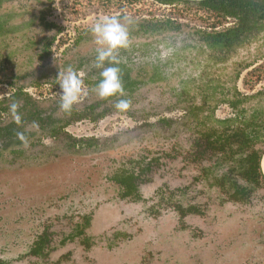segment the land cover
<instances>
[{
    "label": "rangeland",
    "instance_id": "1",
    "mask_svg": "<svg viewBox=\"0 0 264 264\" xmlns=\"http://www.w3.org/2000/svg\"><path fill=\"white\" fill-rule=\"evenodd\" d=\"M111 16L122 23L127 16L128 29L146 19L182 27L162 35H129L128 47L116 54L134 78L141 75L148 80L154 70L164 77L141 85L125 113L116 111L115 99L100 100L89 83L100 77L90 29L97 20ZM0 18L9 31L0 35V111L4 113L0 127L16 123V130L24 135L20 145L5 148L0 141V260L55 264L69 253V263L64 264H264V186L250 189L245 202L232 198L234 190H222L231 184L220 180L234 158L226 155L225 160L222 153L211 151L197 158L206 146L196 145L204 126L190 113L193 105L200 106L208 97L203 117H210L214 109L216 120H231L234 127L246 129L253 125L250 130L259 136L254 148L264 152V128L258 118L264 119V34L216 64L214 54L202 51L195 31L224 29L233 20L216 19L197 5L15 0L0 7ZM69 66L85 72L82 94L73 108L96 109L51 139L54 125L61 126L57 121L69 120L59 107L57 80L59 71ZM20 89L32 93L35 100L13 97ZM244 98L238 108L229 103ZM14 102L19 104V120L10 111ZM105 109L109 112L102 119L91 122ZM207 123L206 127L219 126L211 119ZM74 139L96 144L89 147L85 142L74 149ZM143 154L163 157L164 164L142 187L144 203L121 201L106 175L115 161ZM162 187L183 190L182 203H194L204 215L182 224L167 201L154 208ZM86 215L93 216L87 231L92 249L87 251L81 239L61 246L63 237L73 233ZM46 227L55 251L48 260L26 257Z\"/></svg>",
    "mask_w": 264,
    "mask_h": 264
},
{
    "label": "trees",
    "instance_id": "2",
    "mask_svg": "<svg viewBox=\"0 0 264 264\" xmlns=\"http://www.w3.org/2000/svg\"><path fill=\"white\" fill-rule=\"evenodd\" d=\"M15 0H0V7L4 3H8ZM21 1V0H20ZM161 5H175L178 3H184L186 5H197L200 7L201 10H204L210 14H212L216 19L219 20H227V18H232L236 20V24L226 30L223 33H209V32H199L200 35V45L203 49L204 53L211 52L216 57V64L220 62H224L225 58L230 55L235 54L240 48H244L245 46L251 44V42L257 38L260 34L264 33V0H203V1H194V2H183V1H171V0H154ZM0 18V35L6 34L7 29L4 26V22L1 21ZM54 25H48L47 27H53ZM215 28V27H214ZM181 29V25L174 23L172 21H164V20H157V19H146L141 21H136L131 25L128 29L130 36H147V35H162L165 32L169 31H179ZM53 44V40L49 43V47ZM121 68V80L123 83L124 88V95L113 97L111 99H115V103L118 99H128L135 94L137 89L141 85L146 83H158L164 80V77L160 75L159 71H155L151 77H148V80H144L141 75L138 77L133 76L132 70L125 64H119ZM101 77L98 78L96 82H89L91 85H96ZM214 94H211V99L214 97ZM209 98L203 97L200 106L193 105L194 107L191 109V114L193 116H197L198 118L202 116L205 112V106L208 105ZM108 101V100H107ZM105 103V101H103ZM223 102H226L224 100ZM114 103V104H115ZM195 104V103H194ZM6 109V108H5ZM96 107L91 106L84 112H78L73 108L71 113H65L69 115V125L73 121H80L85 118V114L87 112L94 113ZM213 111V109H210ZM109 112L108 109H105L100 114H96L92 116L91 120L93 122H97L102 119L107 113ZM120 112V113H125ZM214 112V111H213ZM88 115V114H87ZM213 118L212 115L210 117L204 116L203 120H209ZM13 125L7 126L5 128H0V139H11L10 136L12 134ZM251 125V124H250ZM248 126V124H247ZM249 127V126H248ZM252 132L249 133L246 129L237 128L233 129L232 131H223L215 142H211L209 139L208 147H215L216 150L226 153L227 150H231L234 153H239L243 149L250 146V143L254 141L251 139ZM212 135H210L211 137ZM12 142V141H11ZM88 146H94L96 141L89 140ZM15 144H21V141L16 142ZM85 141H77L72 140L71 146L75 149L77 147H83L85 145ZM13 145V144H9ZM211 145V146H210ZM239 149V151H237ZM237 151V152H236ZM259 159L260 154L258 152H253L248 158H243L239 162H241L244 166L245 172L247 177H250L251 180L255 183L258 182L259 177ZM246 165V166H245ZM123 179H118L117 182L120 184V196L122 199L128 198H136L139 199L138 190H137V183L136 178L133 173L132 176H123ZM132 179V180H131Z\"/></svg>",
    "mask_w": 264,
    "mask_h": 264
},
{
    "label": "flooded vegetation",
    "instance_id": "3",
    "mask_svg": "<svg viewBox=\"0 0 264 264\" xmlns=\"http://www.w3.org/2000/svg\"><path fill=\"white\" fill-rule=\"evenodd\" d=\"M196 0L193 1H183V2H194ZM203 1V0H202ZM184 4V3H183ZM200 9V7H199ZM201 10V9H200ZM227 20H233V24L230 27H226L224 29H220L218 30L216 28L211 29V31H203V30H197L195 31L196 36H198L200 38V35H198L199 32H215V33H223L226 30L232 28L235 24H236V20L232 19V18H227ZM225 20V21H227ZM43 21L45 22V19H43ZM52 25V24H51ZM181 25V24H180ZM45 26L47 27L48 24H45ZM49 28V27H48ZM182 28V27H181ZM264 34V33H262ZM260 34V35H262ZM260 35L255 38L251 43L257 41V39L260 38ZM198 43L200 44V39L198 41ZM241 49V48H240ZM228 58V57H227ZM227 58H225L224 60L226 61ZM223 63V62H220ZM240 75L237 76V79L239 78ZM0 85L1 84L0 82ZM37 89V88H36ZM23 97V98H28L30 100H33L34 96L32 93L26 92L24 89H20L17 90L16 93L14 94L13 97ZM33 96V97H32ZM11 98V97H10ZM247 98L238 100L236 102L234 101H227L229 102L232 106V108H238L240 105L243 104L242 100H245ZM35 100V99H34ZM214 110V109H213ZM213 112V111H212ZM4 113L2 111H0V117L3 115ZM213 118H210L211 121H214L215 123H218L219 126H214L213 128L211 127H206L207 126V121L208 120H203V116H202V120L201 116L198 118L196 115V119L198 120V122L203 121V123H200L204 126V129L201 131H199L198 133L200 134L199 138L196 140V145H200L202 144L201 147H199V149H201L203 147V145L206 144L205 146V150L204 151H198L196 153L197 158H202L205 154H207L208 151H211V153H222L218 150H216L215 147H208L209 145V140L211 142H215V140L218 139V136L223 132V131H232L233 129H237V128H243L242 126L239 127H234L233 123L234 121L231 120H216L214 118V112L211 113ZM193 116V115H192ZM256 117H253L252 119H255ZM261 119V125L264 128V119L262 120V117H258ZM5 122V121H4ZM91 122H93L91 120ZM98 122V121H97ZM263 122V123H262ZM96 123V122H93ZM11 124L13 125V129H12V134L10 136L11 139H0L1 144H5L6 147L8 148L9 144H13L10 146H16V145H20V144H15L16 142L22 141L24 139V135L22 136L20 133H18V131L16 130V123H10L7 126H10ZM57 124H61L60 127H53L51 133H50V138L52 139L53 137H57L59 135L60 132H66L67 128L72 124L69 125V120H58ZM6 126V127H7ZM253 125H249V128H243L246 129L249 133H251L250 127ZM259 126V125H258ZM220 127V128H219ZM248 127V126H247ZM0 128H5V127H0ZM18 128V125H17ZM67 135V133H65ZM210 135H212L210 137ZM251 139L253 138L254 141L252 143H250V146L245 148V150L243 149V151L241 150L239 153H234L231 150H227L226 153H222L225 157L226 160V155H231L232 161H233V165L232 168L229 169V171L226 172V174L222 177V179L220 180L221 182L224 181H231V184H227L224 185L222 188V190L227 191V189L230 190H234V194L232 196V198H234L235 200L239 201V202H245L247 201L250 197H251V193L254 187H258L263 185L264 186V173L261 169V160L264 157V152L263 151H259L256 150L254 148L255 146V141L256 139L259 137L257 136V133H255L254 131L252 132ZM92 139V138H91ZM209 139V140H208ZM76 140V139H74ZM89 141V139H77V141ZM12 141V142H11ZM94 141V140H93ZM72 147V146H71ZM73 148V147H72ZM80 148V147H77ZM250 150V152H248L246 154V151ZM239 151V149L237 150ZM236 151V152H237ZM258 152L260 154V159H259V177H258V182L255 183L253 181V178L250 180L249 178L252 177L249 175V177L246 176V174H243V172H245L244 169V165L239 162L240 160H242L243 158H248L253 152ZM164 164V159L163 157L160 156H151V155H141V156H135L132 157L130 159H121V160H117L115 161V167L114 169H112L111 172H109L106 175V181L113 185L114 187L117 188L118 190V197L121 201L124 202H131L132 204H138V203H144L145 202V198L143 197L142 194V187L146 184H148L149 182H151V176L157 171L159 170L162 165ZM238 164V165H237ZM235 165H237V167H234ZM246 166V165H245ZM134 173L137 183V190H138V195H139V199H134V198H128V199H122L120 196V184L117 182V180L119 179L120 182L123 179V176H132ZM234 175V176H233ZM132 180V179H131ZM240 182H245L250 184V186H245L243 184H241ZM184 195V191L183 190H178V191H170L168 189H165L164 187L160 188L157 190L156 192V197H157V201L159 200L158 204H154L153 207L155 208V206H157V208L159 207V209L161 208L162 204L167 201V203L169 204L168 206H170V208L174 209V211L179 215V219L181 222H183L182 224L185 223L186 219H189L190 217H202L203 211L200 209V207H198L197 205H195L194 203H191L189 206L185 205L184 203H182L181 200V196ZM165 200V201H164ZM233 201V200H232ZM167 206V207H168ZM92 220H93V216L92 215H86L83 217L82 221L77 223V226L75 227V231L71 234H68L66 236L63 237L62 241L60 242L61 246H67L69 243H73L75 241H77L78 239H81L83 241L84 247L85 249L88 251L90 249H92L93 247V243H92V239H90L87 235V231L90 228V226L92 225ZM51 230H48V227L45 228V230L38 235V237L36 238L35 242L31 245L30 251L26 254V257H33L36 259H44V260H48L51 256V253L55 251V248L52 247L49 243H51L52 241L49 240V237H52V234L50 233ZM23 258V256H22ZM69 263V253H67L66 255L63 256H59L58 260L56 261L55 264H64L63 262ZM0 264H9L7 261H3L0 260Z\"/></svg>",
    "mask_w": 264,
    "mask_h": 264
},
{
    "label": "clouds",
    "instance_id": "4",
    "mask_svg": "<svg viewBox=\"0 0 264 264\" xmlns=\"http://www.w3.org/2000/svg\"><path fill=\"white\" fill-rule=\"evenodd\" d=\"M123 20L125 23L131 22L127 16ZM125 23L115 16L103 17L97 20L90 29L97 46L94 66L100 70L101 77L93 91L100 100L107 101L113 97L124 95L120 61L116 54L119 50L127 48L129 44V31ZM84 79L85 72L71 66L59 71L57 80L61 89L59 93L61 111L70 114L73 107L79 102ZM130 105V100L118 99L114 108L118 112H124L130 108ZM18 108L19 104L15 102L10 106V111L17 120H19ZM260 163L261 169L264 170V159Z\"/></svg>",
    "mask_w": 264,
    "mask_h": 264
},
{
    "label": "water",
    "instance_id": "5",
    "mask_svg": "<svg viewBox=\"0 0 264 264\" xmlns=\"http://www.w3.org/2000/svg\"><path fill=\"white\" fill-rule=\"evenodd\" d=\"M171 1H193V0H171ZM196 1H202V0H196ZM263 159H264V157H263ZM262 171L264 173V170H262Z\"/></svg>",
    "mask_w": 264,
    "mask_h": 264
}]
</instances>
